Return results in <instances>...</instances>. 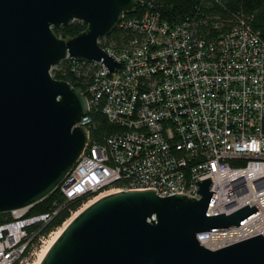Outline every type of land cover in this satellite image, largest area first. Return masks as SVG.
Returning a JSON list of instances; mask_svg holds the SVG:
<instances>
[{"label":"built area","instance_id":"1","mask_svg":"<svg viewBox=\"0 0 264 264\" xmlns=\"http://www.w3.org/2000/svg\"><path fill=\"white\" fill-rule=\"evenodd\" d=\"M135 9L116 27L129 33L127 43L102 48L119 64L114 72L97 62L63 61L76 79L92 71V82L82 93L87 114L75 125L87 142L54 191L64 203L146 190L198 200L195 183L210 179L211 216L247 205L259 213L227 231L197 234L199 245L214 250L264 239V40L243 20L168 21L151 0H136L130 13ZM198 25L221 30L205 39ZM98 106L117 129L101 145L89 140L90 110ZM64 203L38 215L11 211L0 225V264H37L59 228L44 230Z\"/></svg>","mask_w":264,"mask_h":264},{"label":"water","instance_id":"2","mask_svg":"<svg viewBox=\"0 0 264 264\" xmlns=\"http://www.w3.org/2000/svg\"><path fill=\"white\" fill-rule=\"evenodd\" d=\"M136 0H0V214L31 208L54 192L87 142L75 125L87 114L81 90L52 78L66 58L119 64L99 45ZM82 22L71 39L53 27ZM198 181V200L121 191L83 209L39 264H264L261 235L209 250L196 235L227 231L259 213L248 205L210 215L215 193Z\"/></svg>","mask_w":264,"mask_h":264},{"label":"trees","instance_id":"3","mask_svg":"<svg viewBox=\"0 0 264 264\" xmlns=\"http://www.w3.org/2000/svg\"><path fill=\"white\" fill-rule=\"evenodd\" d=\"M151 2L161 17L168 21L185 18L199 20V18L206 17L208 21L210 20L209 23L218 20L221 24H231L243 20L252 31L258 33L264 40V0H222L219 3L213 0H151ZM136 9L134 13H129L128 15H136ZM85 29V24L74 21L67 26L53 27L52 31L56 37L67 40L73 38ZM197 30L200 36L209 39L216 37L221 29H204L201 25H198ZM128 38V32L117 28L107 37L100 39L98 45L101 48H121L127 43ZM51 76L55 80L66 82L71 87L80 89L83 94L92 82V71H88L85 74L82 72L81 77L76 79L67 61L54 66L51 70ZM90 116L92 121L89 129L90 143L101 145L117 129L102 114L101 106L91 108ZM94 196L95 194H90L64 203V199L54 191L44 200L32 206L29 209V214L38 215L50 213L64 203V206L59 209L52 218V221L45 228L44 232L48 233L64 225L66 223L65 221H68L74 212ZM54 202L58 203L57 207H53ZM8 220H10L8 213L0 214V225Z\"/></svg>","mask_w":264,"mask_h":264},{"label":"bare ground","instance_id":"4","mask_svg":"<svg viewBox=\"0 0 264 264\" xmlns=\"http://www.w3.org/2000/svg\"><path fill=\"white\" fill-rule=\"evenodd\" d=\"M100 199V198H99ZM96 200H98V199H94L93 201H91L90 202V204H92L93 202H95ZM89 204V205H90ZM89 205H87V206H89ZM86 206V207H87ZM85 207V208H86ZM84 208V209H85ZM83 210V209H82ZM82 210H80V212L82 211ZM77 214H79V212L78 213H76V215L75 216H77ZM74 216V217H75ZM73 217V218H74ZM72 218V219H73ZM72 219H70L65 225H64V227L56 234H53L52 235V237H51V239L49 240V242L47 243V245L42 249V251L40 252V254H39V256H38V260H37V264H39L40 263V261H41V259L43 258V256L45 255V253H46V251L48 250V248L50 247V245H52L54 242H55V240L58 238V236L61 234V232L64 230V228L67 226V224L72 220Z\"/></svg>","mask_w":264,"mask_h":264},{"label":"rangeland","instance_id":"5","mask_svg":"<svg viewBox=\"0 0 264 264\" xmlns=\"http://www.w3.org/2000/svg\"><path fill=\"white\" fill-rule=\"evenodd\" d=\"M89 204H90V203H87V202H86V203L84 204V206L80 207L76 212H74V213L70 216V218L68 219V221H69L70 219H72V218L76 215V213L80 212V210L84 209V208H85L87 205H89ZM68 221H65V222L67 223ZM66 223H65V224H66ZM65 224H64V225H65ZM64 225H62V226L64 227ZM62 226H61V227L55 232L56 234H57V233L63 228Z\"/></svg>","mask_w":264,"mask_h":264}]
</instances>
